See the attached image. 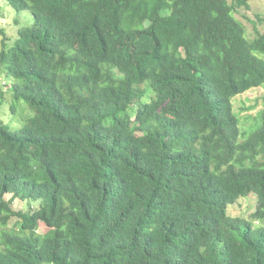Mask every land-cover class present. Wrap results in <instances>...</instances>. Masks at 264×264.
Segmentation results:
<instances>
[{"label": "trees", "instance_id": "obj_1", "mask_svg": "<svg viewBox=\"0 0 264 264\" xmlns=\"http://www.w3.org/2000/svg\"><path fill=\"white\" fill-rule=\"evenodd\" d=\"M4 1L34 23L0 48L29 116L0 118V264H264V226L228 213L254 193L264 216V108L245 134L232 103L264 87L249 0Z\"/></svg>", "mask_w": 264, "mask_h": 264}, {"label": "rangeland", "instance_id": "obj_2", "mask_svg": "<svg viewBox=\"0 0 264 264\" xmlns=\"http://www.w3.org/2000/svg\"><path fill=\"white\" fill-rule=\"evenodd\" d=\"M229 3L232 0H228ZM249 7H240L234 12V15L245 26L247 36L252 38L255 36L254 27L259 30H264V24L258 21V16L264 18V0H249ZM34 23L33 15L29 10H16L6 1L0 0V48L2 41L5 40L11 46L18 38V30L27 25ZM0 77L1 74H0ZM3 78V77H2ZM3 89L8 91L7 84ZM8 92L0 94V118L4 123L8 124L12 130H18L27 120L29 116L21 114H10L8 110L9 106ZM146 101L143 99L142 102ZM233 109L239 118V125L242 133L250 134L257 126L259 120H257L259 112L264 108V87H254L245 92L236 95L232 99ZM138 107L137 103H134L130 107V111L134 114ZM247 119V120H245ZM260 119V116H259ZM252 120H257V123ZM37 203H28L27 201L15 200L13 206L16 209H28L36 207ZM257 197L254 193L248 196H242L238 200L228 205V213L231 216L245 217L252 220V224L255 226H264V216L262 218L252 216L257 209ZM45 225L41 224L39 232L44 231Z\"/></svg>", "mask_w": 264, "mask_h": 264}]
</instances>
